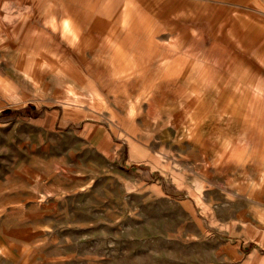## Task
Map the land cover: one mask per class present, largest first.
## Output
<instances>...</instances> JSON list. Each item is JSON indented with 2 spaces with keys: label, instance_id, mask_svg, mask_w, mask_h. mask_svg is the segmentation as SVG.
Instances as JSON below:
<instances>
[{
  "label": "rangeland",
  "instance_id": "1",
  "mask_svg": "<svg viewBox=\"0 0 264 264\" xmlns=\"http://www.w3.org/2000/svg\"><path fill=\"white\" fill-rule=\"evenodd\" d=\"M0 264H264V0H0Z\"/></svg>",
  "mask_w": 264,
  "mask_h": 264
}]
</instances>
